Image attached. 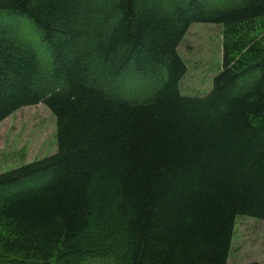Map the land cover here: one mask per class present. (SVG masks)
Here are the masks:
<instances>
[{"label":"trees","instance_id":"obj_1","mask_svg":"<svg viewBox=\"0 0 264 264\" xmlns=\"http://www.w3.org/2000/svg\"><path fill=\"white\" fill-rule=\"evenodd\" d=\"M200 23L204 97L178 51ZM38 104L57 152L0 175V264H228L264 222V0H0V123Z\"/></svg>","mask_w":264,"mask_h":264},{"label":"rangeland","instance_id":"obj_2","mask_svg":"<svg viewBox=\"0 0 264 264\" xmlns=\"http://www.w3.org/2000/svg\"><path fill=\"white\" fill-rule=\"evenodd\" d=\"M38 52L47 50L32 22ZM187 73L181 82L183 95L204 97L213 88V80L222 71L223 27L193 24L179 49ZM57 152L56 119L44 105L20 109L0 123V175ZM264 264V222L238 217L228 264ZM86 264H111L89 260Z\"/></svg>","mask_w":264,"mask_h":264}]
</instances>
